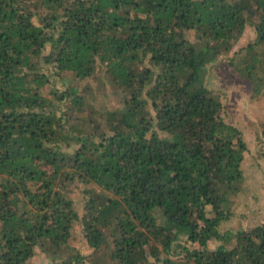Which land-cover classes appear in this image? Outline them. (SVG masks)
<instances>
[{"label":"trees","instance_id":"obj_1","mask_svg":"<svg viewBox=\"0 0 264 264\" xmlns=\"http://www.w3.org/2000/svg\"><path fill=\"white\" fill-rule=\"evenodd\" d=\"M220 60L261 102L264 0H0V264H264V223L219 229L248 150Z\"/></svg>","mask_w":264,"mask_h":264},{"label":"rangeland","instance_id":"obj_2","mask_svg":"<svg viewBox=\"0 0 264 264\" xmlns=\"http://www.w3.org/2000/svg\"><path fill=\"white\" fill-rule=\"evenodd\" d=\"M253 37L254 31L246 29L235 43V48L246 44ZM213 65L206 73V84L219 94L224 105L225 120L239 127L248 147L242 163L244 177L241 189L233 197L232 217L219 228L221 232L235 231L264 223V98L255 104V98L246 92V87L241 85L240 80L228 73L227 64L223 60ZM63 84L57 83L56 87L61 89ZM89 84L94 90L96 105L99 108H113L122 104L120 92H117V88L108 83L102 75L96 73ZM80 185L72 184L66 192L74 201L77 210L81 212L84 200ZM71 244L86 255L87 262L97 257L93 249L87 245L79 226L74 227Z\"/></svg>","mask_w":264,"mask_h":264}]
</instances>
